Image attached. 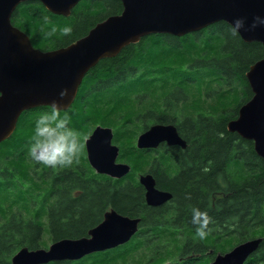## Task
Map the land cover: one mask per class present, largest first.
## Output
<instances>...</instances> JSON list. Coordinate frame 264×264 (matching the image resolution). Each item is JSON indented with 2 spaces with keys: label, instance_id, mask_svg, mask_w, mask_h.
<instances>
[{
  "label": "trees",
  "instance_id": "16d2710c",
  "mask_svg": "<svg viewBox=\"0 0 264 264\" xmlns=\"http://www.w3.org/2000/svg\"><path fill=\"white\" fill-rule=\"evenodd\" d=\"M122 11L121 0H80L64 16L30 0L17 6L12 22L35 47L51 50ZM229 27L220 21L183 36L151 34L86 73L85 97L80 94L64 112L81 138L84 124L88 133L98 123L114 128L120 156L132 169L125 179L87 170L82 139L78 160L57 168H40L30 159L25 130L0 144V264H10L23 246L36 249L87 235L111 208L141 218L128 243L45 264H209L258 236L263 241L246 264H264V158L252 140L227 128L253 96L246 72L264 57V46L230 36ZM153 123L175 124L187 146L139 149L137 136ZM145 172L172 193L169 201L147 203L137 178ZM191 206L211 218L203 239L195 237Z\"/></svg>",
  "mask_w": 264,
  "mask_h": 264
},
{
  "label": "water",
  "instance_id": "95a60500",
  "mask_svg": "<svg viewBox=\"0 0 264 264\" xmlns=\"http://www.w3.org/2000/svg\"><path fill=\"white\" fill-rule=\"evenodd\" d=\"M30 0H0V144L16 129L20 115L38 106L68 109L77 96L86 73L101 59L116 56L125 46L142 37L167 33L183 36L220 21L230 25L244 18L240 36L245 41H259L264 46V26L251 28L256 15H264V0H121L123 11L98 22L89 32L70 43L51 50L33 45L30 36L14 25L12 14L17 6ZM51 12L69 16L80 0H38ZM253 96L239 108L238 116L227 128L252 140L258 155L264 158V57L246 72ZM61 89H67L63 97ZM187 146L175 124L154 123L140 133L137 147L158 148L160 144ZM88 159L99 172L123 177L131 170L118 162L119 146L113 143L111 127L98 125L86 140ZM146 189V201L159 206L172 193L156 185L150 172L140 175ZM140 217H131L108 209L102 221L79 238H62L48 247H21L10 264H45L51 261H75L89 254L106 251L129 242L138 232ZM263 237L236 244L218 253L209 264H244L260 247Z\"/></svg>",
  "mask_w": 264,
  "mask_h": 264
},
{
  "label": "clouds",
  "instance_id": "9594fccd",
  "mask_svg": "<svg viewBox=\"0 0 264 264\" xmlns=\"http://www.w3.org/2000/svg\"><path fill=\"white\" fill-rule=\"evenodd\" d=\"M264 26V15L253 18L251 28ZM244 18H236L229 27L230 36H238L240 29L244 28ZM70 33L71 29H64ZM67 94V89H61V97ZM58 102L53 101L50 112L40 115L34 124V132L28 144L27 154L30 159L39 165L49 168L70 166L78 160L83 147L80 142V133L70 126V116L67 112L61 115ZM191 223L196 225L195 237L203 239L207 234L210 222L208 213L197 206L190 207Z\"/></svg>",
  "mask_w": 264,
  "mask_h": 264
},
{
  "label": "flooded vegetation",
  "instance_id": "af4514ba",
  "mask_svg": "<svg viewBox=\"0 0 264 264\" xmlns=\"http://www.w3.org/2000/svg\"><path fill=\"white\" fill-rule=\"evenodd\" d=\"M84 79V78H83ZM83 85V81H82V83L80 84V86H79V90H78V93H77V96H76V98H75V101L74 102H76V100H77V98H78V96L81 94V97H85V93H86V91H87V87H86V89L85 88H81V86ZM82 89V91L80 92V90ZM74 102H73V104H74ZM73 104H72V106H73ZM51 109H52V107H50V106H38V107H33V108H30V109H27V110H25L21 115H20V118L21 117H25L24 118V120L25 119H27L28 117H30V116H33V117H36V115H34L33 113L34 112H38L39 113V115L38 116H40V115H42L41 114V112H50L51 111ZM69 109V108H68ZM67 110V109H66ZM41 111V112H40ZM60 111V113L62 114L65 110H59ZM37 116V117H38ZM19 118V119H20ZM18 122H19V120H18ZM17 125H18V123H17ZM98 125H102V126H106V127H111L112 128V130H113V143L115 144V145H118L119 146V148H120V150H119V155H118V158H117V161L118 162H123V163H128V162H126L125 160H123V158L120 156V153L122 152V150H121V147H120V144H118L117 142H116V140L114 139V135H115V130H114V128L112 127V126H108V125H103V124H96L93 128H92V130H91V132H85L86 134H85V136H82V142H83V145H84V151H85V156H86V164H85V166H86V169L87 170H92V174H94V175H101V176H109V177H111V178H114V179H125L126 177H128L129 176V174H130V172H131V170L126 174V175H124L123 177H120V178H118V177H112V176H110V175H108V174H105V173H99L92 165H91V163H90V161H89V159H88V152H87V146H86V140L89 138V136L92 134V132L94 131V129L98 126ZM152 124H150L149 125V127L151 126ZM84 126H85V128H87V125H85L84 124ZM148 127V128H149ZM17 128V127H16ZM147 128V129H148ZM16 130V129H15ZM15 132L16 131H14V133H13V135L15 134ZM142 133V132H141ZM140 135V134H139ZM138 135V136H139ZM138 136H137V138H138ZM137 138H136V143H135V145L137 146ZM134 145V146H135ZM163 146H167V147H171V146H169V145H167L166 143H162V144H160L159 145V147L158 148H160V147H163ZM173 146H175V145H173ZM179 146V145H178ZM158 148H155V149H158ZM139 149H141V148H139ZM143 149H146V148H143ZM151 150V149H150ZM36 164V163H35ZM34 164V165H35ZM87 164H88V167H87ZM129 164V163H128ZM36 165H38L40 168L42 167V166H44V165H39V164H36ZM43 168V167H42ZM146 173V172H145ZM141 174H144V173H140V174H138L137 175V178H138V180H139V182H140V175ZM154 175V174H153ZM155 177V176H154ZM156 179V178H155ZM141 184V183H140ZM142 185V184H141ZM156 185H157V181H156ZM143 187H144V185H142ZM158 187V186H157ZM145 188V187H144ZM162 189V188H161ZM145 193H146V189H145ZM230 249H232V248H230ZM229 249V250H230ZM182 258H183V256H182ZM249 258H251V257H249ZM249 258L245 261V263L244 264H246L247 263V261L249 260Z\"/></svg>",
  "mask_w": 264,
  "mask_h": 264
},
{
  "label": "rangeland",
  "instance_id": "374dc122",
  "mask_svg": "<svg viewBox=\"0 0 264 264\" xmlns=\"http://www.w3.org/2000/svg\"><path fill=\"white\" fill-rule=\"evenodd\" d=\"M154 57V56H153ZM151 58V61H153V59L154 58ZM148 65L149 66H153V67H155L154 65H153V63H150V62H148ZM158 67V66H157ZM156 68V67H155ZM144 73V72H143ZM173 78H175V77H173ZM146 79H147V77H146ZM170 80V79H169ZM144 78H143V83H144ZM134 82H135V86H138L139 84H138V78H134ZM149 82V81H148ZM41 112V111H40ZM34 115H36V117H33V116H30V117H28L27 119H25L24 120V116L23 117H21L20 119H19V122H18V125H17V128H16V133H19L18 134V136L21 134V132L22 131H26L28 134H29V138H28V141H31V138H32V136H33V132H34V124H35V120L39 117L38 115H39V113L38 112H34L33 113ZM41 114H44V112H41ZM38 116V117H37ZM85 130V132H88L89 131V128H84ZM85 134L86 133H84L83 134V136H85ZM16 136V135H15ZM80 141H81V136H80ZM128 142H126V144H127ZM27 144H29V142H27ZM23 177V175L22 174H20V179L19 180H21V179H23L22 177ZM51 243V242H50ZM49 243V244H50ZM128 243V242H127ZM123 245H125V244H123ZM123 245H121V246H123ZM128 245V244H127ZM121 246H119V247H121ZM116 248H118V247H116ZM121 249V248H120ZM90 255V254H89Z\"/></svg>",
  "mask_w": 264,
  "mask_h": 264
}]
</instances>
